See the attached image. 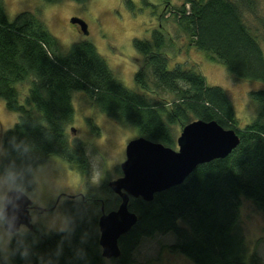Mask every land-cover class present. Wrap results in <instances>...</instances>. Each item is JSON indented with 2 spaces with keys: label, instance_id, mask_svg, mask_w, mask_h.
Masks as SVG:
<instances>
[{
  "label": "trees",
  "instance_id": "1",
  "mask_svg": "<svg viewBox=\"0 0 264 264\" xmlns=\"http://www.w3.org/2000/svg\"><path fill=\"white\" fill-rule=\"evenodd\" d=\"M124 1L133 7L131 0ZM246 11L256 16L253 0H184L174 16L193 45L210 53L234 78L264 82L263 49L246 21ZM256 18L264 27V18ZM151 32L150 39H133L134 48L143 55L134 75L140 88L136 92L113 75L91 42H74L65 54L56 55L52 51L55 38L40 21L27 18L26 13L10 21L0 0V97L9 110L46 125L48 129L26 126L15 132L39 142L43 154L57 156L76 165L82 175L88 174L83 143L77 139L70 143L68 136L75 91H81L111 119L131 125L138 136L171 148L176 147L182 128L198 119L215 120L239 137L227 156L197 165L181 184L155 193L152 200L130 197L129 208L137 220L118 240L120 255L110 259L101 253L98 221L101 206L106 211L115 209L120 199L115 195V201H110L114 194L106 178L100 189L109 196L89 191L87 217L71 245L65 243L59 264H132L133 252L143 237L168 232L175 237L169 248L194 264H263L253 253L246 261L238 212L244 197L264 213V89L249 92L255 117L239 128L225 90L207 84L195 68L180 64L169 68L165 33L161 28ZM93 130L98 132V127ZM85 232L87 242L81 244ZM60 238H43L37 250L53 251ZM77 248L84 249L85 259L76 258ZM16 264L23 261L17 258Z\"/></svg>",
  "mask_w": 264,
  "mask_h": 264
},
{
  "label": "rangeland",
  "instance_id": "2",
  "mask_svg": "<svg viewBox=\"0 0 264 264\" xmlns=\"http://www.w3.org/2000/svg\"><path fill=\"white\" fill-rule=\"evenodd\" d=\"M1 1L10 21L20 13L40 21L55 38L52 51L56 55L65 54L74 42H91L113 75L136 92H140V88L134 81V75L143 63V55L134 48L133 39H150L152 29L161 28L168 40L166 53L169 56V68L176 64L183 68H195L205 77L207 84L222 87L234 106L239 128L255 117V107L249 92L264 89V82L234 78L210 53L193 45L190 36L179 28L174 16L176 8L184 0H131L132 8L124 0H88L84 3L72 0L55 3L44 0ZM253 1L256 16L246 11L245 18L255 29L264 53V27L258 24L256 18H264V0ZM72 16L86 22L87 34L70 24ZM72 102L74 116L68 127V136L70 143L77 139L84 145L90 165L86 175H90L93 169L101 170L103 179L100 185L106 178H118L122 173L117 168L125 160L126 144L138 137L136 129L111 119L98 110L81 91L73 92ZM18 116V112L9 110L5 100L0 97V124H9ZM94 126L98 127V132L93 130ZM71 128L75 131L72 132ZM53 159L64 169L71 183L81 182L83 175L76 165L57 156H53ZM100 185L90 191L108 197ZM109 197L110 201H115V194ZM238 223L243 235L246 261L253 253L260 256L264 264V213L257 210L252 200L243 197ZM174 240L172 232L143 237L133 252L132 264H194L187 256L169 248Z\"/></svg>",
  "mask_w": 264,
  "mask_h": 264
},
{
  "label": "clouds",
  "instance_id": "3",
  "mask_svg": "<svg viewBox=\"0 0 264 264\" xmlns=\"http://www.w3.org/2000/svg\"><path fill=\"white\" fill-rule=\"evenodd\" d=\"M26 126L48 129L23 115L0 124V264H16L17 258L23 264H59L65 243L71 245L87 217L89 191L100 185L103 173L93 169L81 182L71 183L52 154L42 153L39 142L15 134ZM52 235L61 237L56 248L39 252L41 240ZM87 236L82 234L81 244ZM75 256L85 259L84 249H75Z\"/></svg>",
  "mask_w": 264,
  "mask_h": 264
},
{
  "label": "water",
  "instance_id": "4",
  "mask_svg": "<svg viewBox=\"0 0 264 264\" xmlns=\"http://www.w3.org/2000/svg\"><path fill=\"white\" fill-rule=\"evenodd\" d=\"M69 22L88 33L83 19L72 16ZM238 142L235 130L224 128L215 120L201 119L182 128L176 139L177 149L143 136L130 140L125 160L119 166L122 175L108 181L109 189L120 201L109 211L101 206L98 224L102 256L118 257L120 236L136 223L137 215L129 208L130 197L152 200L155 193L181 184L197 165L227 156Z\"/></svg>",
  "mask_w": 264,
  "mask_h": 264
},
{
  "label": "flooded vegetation",
  "instance_id": "5",
  "mask_svg": "<svg viewBox=\"0 0 264 264\" xmlns=\"http://www.w3.org/2000/svg\"><path fill=\"white\" fill-rule=\"evenodd\" d=\"M75 27H77V28H78V26H77V25H75Z\"/></svg>",
  "mask_w": 264,
  "mask_h": 264
}]
</instances>
